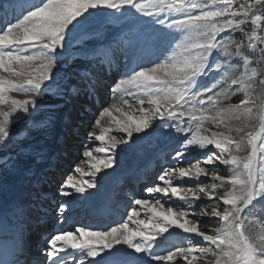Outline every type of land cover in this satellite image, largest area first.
I'll list each match as a JSON object with an SVG mask.
<instances>
[{
    "label": "snow or ice",
    "instance_id": "1",
    "mask_svg": "<svg viewBox=\"0 0 264 264\" xmlns=\"http://www.w3.org/2000/svg\"><path fill=\"white\" fill-rule=\"evenodd\" d=\"M101 30H113L116 38L93 48L80 46ZM237 32L239 39L232 36ZM69 59L115 69L122 78L112 92L133 96L135 105L123 99L127 109L103 108L101 116H112L113 110L120 114L112 122L121 135L106 127L99 134L89 132L88 140L100 146L83 152L87 172L76 166L78 176L58 182L59 222H67L75 203L93 197L90 190L99 187L106 170L115 169L118 149L173 130L183 143L174 153V166L145 189L159 198L134 199L123 223L115 226L77 225L52 235L47 264H264V225L253 231L249 220L256 204L264 203V0H11L8 7L0 5V72L7 73L0 75V146L7 145L10 125L21 114L31 127H45V121L33 118L54 106L38 99L50 90L63 98L50 84L64 79L60 66ZM76 76L78 90L93 95L99 78L92 68ZM205 78L213 81L210 86ZM238 93V104L224 103ZM207 124L218 130L205 134ZM95 125L100 126L99 119ZM197 149L203 160L181 166ZM217 161L227 166L228 175L218 174ZM3 170L27 171L17 162L5 163ZM202 176H211L212 183L204 185ZM185 178L195 186L177 183ZM202 197L211 208L197 214ZM37 199H43L39 192ZM13 214L20 215L15 209ZM203 217L216 219L211 234L199 227ZM177 230L190 234L184 237L187 246L157 253ZM2 231L10 238L0 241V264H29L22 228L4 224Z\"/></svg>",
    "mask_w": 264,
    "mask_h": 264
},
{
    "label": "rangeland",
    "instance_id": "2",
    "mask_svg": "<svg viewBox=\"0 0 264 264\" xmlns=\"http://www.w3.org/2000/svg\"><path fill=\"white\" fill-rule=\"evenodd\" d=\"M7 3H8V0H0V5L7 4ZM232 36L235 39L240 38V34L238 32L233 33ZM115 38L116 37H115L113 30H101L100 34L98 35L96 39L83 41L80 46L86 47V48H93V47H97L99 44H106ZM77 50L79 49L78 48L71 49L70 51H77ZM94 63L96 62L92 60L73 61L69 59L67 60V62L62 64L60 66V76L64 77V79L53 80L50 84V89H54V90L61 92L63 94V98H60L53 91L50 90L46 95L39 98L38 102L46 104V105H52L54 107H52L51 110H47V109L41 110L33 118L36 121H45V127L43 129H46V130L48 126H50L51 122L53 123V121L54 122L56 121L59 124V128L61 126L63 129H65L64 127L67 126L66 131L70 130V133L72 132V134H68L70 136L74 135L73 133L78 132V130L81 132L80 137L75 136L76 138H78V140L73 144V147L70 150V153L72 152L73 154H77L76 158L74 159L72 164L66 168V170H69V171H66V173L63 175L64 178H66L67 175L69 174L78 176V174H76L73 171V169L76 166H82L84 167L85 172L88 171L87 160L85 157H83V152L88 149L94 150L96 147L100 146L99 142L94 141V140L90 142L88 140L89 132H94L96 134H99L100 127H106V128L112 129V134L117 135L118 137L121 135L120 133L115 131V125L112 122L113 118L119 117L120 114L113 110L112 116H108V115L101 116L100 113L103 111V108L105 107L111 108L113 105H121L122 107L127 109V106L122 104L123 99H127L130 104L135 105V100L133 96L126 95V94L122 95L121 93L112 92V88L115 87V84L118 83L120 78H122L121 75L115 69H113L111 72L106 71V73L109 74V76L111 75L110 78L106 77L104 70L92 67ZM89 68H92V71L98 75L99 83L97 85V90H100V92L104 94L102 97L100 96L101 97L100 108H95L93 112L91 113L87 112V107L84 104L87 102H86L85 95L83 94V92L80 91L77 93V91H79L78 90L79 85L77 84V76H76V73L83 72ZM121 68H122V65H121ZM0 73L2 75H7V73H3V72H0ZM203 82L206 85L210 86V84L213 81L205 78ZM66 85H74L76 87L74 88L72 86H66ZM11 95L16 96L17 98H20V99L24 98L23 94L21 93L13 92L11 93ZM238 96H239V93L236 96H232L230 100L224 101V103L238 104L239 102H235V99ZM66 107H67V111H66ZM65 113L72 115V117H70L69 115L68 117H66L67 115L65 116ZM21 118L22 120H25L24 116H21ZM63 119H64V122H62ZM98 119L100 120L99 127L95 125V122ZM65 120H67L68 122L65 123ZM63 123L65 124L70 123V124H68L69 125L68 126L65 124L63 125ZM171 123L177 124L180 122L171 121ZM13 124L15 125V123ZM182 126L187 127L186 119ZM206 127L208 128L209 131L205 134H210L211 131L218 130L212 124H207ZM31 128L32 127L28 124V122L25 121L23 125H21L19 128H16L14 131L10 132V138L7 142V145L0 146V167L5 165V163H8L9 162L8 160L11 161L10 158L14 156V154L12 156V153H14L15 148L17 147L16 143L23 141L26 136L25 134H28V132L31 131L30 130ZM42 138L43 136L38 137V139H42ZM56 138H55L56 142L59 140L61 144V141H62L64 142V144H62L64 146L68 144L67 141H63L59 137H56ZM182 143L183 141L180 138V134L175 133V131L173 130L172 132H169L167 134L153 133L147 137H143L142 139L138 140V142L135 145H133L131 149H127L124 151H121L120 149H118L117 150V165L115 166V169L106 170L107 175L101 176L99 187L95 190H90V191H93L96 193L98 190L99 191L101 190L100 188L103 187V182H106L108 179L112 178L115 180L118 177H125L129 175L130 172L134 168L140 167L142 164L145 165L148 163H153L151 161H154L156 163V170L159 171V173H157V175L154 177V181L151 183V185H149V186H154L155 183L158 182L157 178L163 172V170L165 168L174 166V160H173L174 153L180 150V145ZM61 149H63V147ZM75 150H79V152L77 153V151L75 152ZM203 158L204 157H203L201 150L197 149L195 151H189L185 155L181 166L188 167L190 166L191 163H194L197 160H203ZM202 166H205L207 170L209 171V173L213 171V167L211 165H202ZM216 170L219 175H222V176L228 175L227 166L220 164L218 161L216 162ZM1 171L2 169H0V172ZM29 174L30 173H27V175ZM200 182H202L204 185H210L212 183L211 176L200 177ZM177 183H183L185 187H188V186H195L196 181L188 180L187 178H185L183 181H177ZM149 186H147V184H143V186L140 188V190H142L143 195L141 194L139 196L130 195L128 197L127 199L128 201L125 204L127 212L133 207L132 201L136 198L155 199V198L160 197V194H156L154 197H150L145 191V189ZM49 188L47 187V185L38 187L40 192L41 190H43V192H46L44 193L45 195L51 194V196L57 200L56 201L57 203L55 204L56 206H54V209L52 210L53 211L52 215L58 219L57 208H58V204L61 198L57 199L58 198L57 185H55V187L53 186L50 189ZM220 191H223V189H221ZM202 200H204V204H200L199 201L197 202V207H196L197 214H199L201 208L206 207L208 210H210L211 208V202L208 201L206 197H202ZM84 201L86 200L78 201L72 207H75L79 205L80 203H83ZM43 203H44L43 206L45 208H47L50 205V202H47V201ZM177 203L180 204V207L185 208V210H188L187 206L184 205L183 202L177 201ZM221 206H222V202H221ZM138 218L139 219L144 218L142 212ZM202 219L204 222L200 223L199 227L203 230H208L209 234H211L210 230L217 226L216 219L213 218L210 222H209L208 217H203ZM249 220L253 221V224L250 225V228L253 231L259 230L258 225H264V203L256 204V207L252 209V212L249 215ZM79 226H82V225L80 224ZM75 228L76 226H74L69 231H74ZM188 235L190 234H183V233H180L179 230H177L176 233L168 237L167 240L163 241L160 247L157 248V253L163 254L164 251L172 250V248L176 246L186 247L187 241L184 239V237ZM198 240H199L200 246H205L206 242H203L202 238H198ZM45 264H47L46 261H45ZM161 264H163V262H161ZM201 264H204L203 260L201 261Z\"/></svg>",
    "mask_w": 264,
    "mask_h": 264
},
{
    "label": "bare ground",
    "instance_id": "3",
    "mask_svg": "<svg viewBox=\"0 0 264 264\" xmlns=\"http://www.w3.org/2000/svg\"><path fill=\"white\" fill-rule=\"evenodd\" d=\"M4 7H8V6H4ZM0 75H2V74L0 73ZM78 92H80V91H77V93ZM103 95L104 94H102L101 97ZM21 116H23V114H21ZM25 121H28L27 117H25V120H22V118L20 117L19 120L14 122L15 125L13 123L10 125V132L14 131L16 128H19L21 125H23V123ZM34 121H36V120L34 119ZM30 130L31 131L28 132V134H25L26 136H25V139L23 141L16 143L17 147L15 148L14 153H12V156H13V154H14V156L11 157L10 158L11 161L8 160L9 162L7 163L9 166H11V164L13 162H17L21 167L26 168L27 171L23 172L20 175H17L15 173L5 172L3 170L4 165L0 167V169H2V171L0 172V213H5V214H2V216L6 217V219L12 218V216L9 215V212L11 210L14 211V209L16 211H20L21 215L26 214L28 205L31 204L33 197L37 196L38 190H36V189H38V188H35L36 187L35 185H36V183H38V180H40L41 174L44 173V172H42V170L45 166L53 165V168L56 167V169H57L54 172L52 171L53 173L44 179V180H49L50 178H52V176H53V178L57 177L58 172L65 169L62 166L63 162L65 164L67 162L66 160L64 161L62 159L63 156H55L53 158L52 155L61 149L60 145H58V143H56L55 138L58 137L59 134H62V136H64V135L68 136V134H72V132L70 133V130L66 131L67 128L63 129L61 126L59 128V124L56 121L55 122L53 121V123L51 122L50 126H48L47 130L46 129H37L34 127H32ZM64 131H66V132H64ZM73 134H75V133H73ZM40 136H43V138L38 139V137H40ZM151 162H153V163H148L149 166L147 165V167L151 168V166H152V168L148 169V170H150V171L152 170V172H155L156 163L154 161H151ZM134 169H136L135 171H137L139 169V167H136ZM135 171H134V173H135ZM27 173H30V174L27 175ZM134 173H132L129 177H132V175L133 176L136 175V173L135 174ZM114 181H115L114 179L110 178L106 182H103V187L101 188V190L100 191L98 190L99 192L97 191L96 193L94 192L93 197H91L87 201L89 203H91V201L94 199L98 200L101 196L102 191L104 189H109L111 187V185L116 182V181L115 182ZM140 194L143 195L142 191L136 192L137 196H139ZM41 195L43 197H47V198L49 197V196L45 195L44 193H41ZM57 199H59V197ZM56 201L57 200L55 199L51 203V211L48 213V216L46 217L49 220H52V219L56 220V217H54L52 215V210H53L54 206H56L55 204L57 203ZM124 202H126V201H124ZM39 203H40L39 200H37L38 206L40 205ZM79 205L72 207L69 212H71L72 209L74 208L73 209L74 213L78 214L79 211H76V208ZM39 209H42V207L39 206ZM43 211H44V209L42 210L41 214H42V216L45 217V214H43ZM69 212H68V214H69ZM97 213L100 215L103 214V213H101V210H99ZM127 213L128 212L125 213L126 215L123 217V219L121 221L124 220V218L127 216ZM112 216H114L113 218H115L117 215H112ZM109 218L110 219L108 220V223L106 224V226H108L112 223V220H111L112 217H109ZM103 221L105 222V220H103ZM74 225H77L76 222L70 221V224H67V222H66V224L63 225L64 228H61L59 230L60 231H69L70 229L73 228ZM87 225H88V223L85 224L84 226H87Z\"/></svg>",
    "mask_w": 264,
    "mask_h": 264
},
{
    "label": "trees",
    "instance_id": "4",
    "mask_svg": "<svg viewBox=\"0 0 264 264\" xmlns=\"http://www.w3.org/2000/svg\"><path fill=\"white\" fill-rule=\"evenodd\" d=\"M227 34V33H225ZM242 98L241 94H239V96L235 99V102H239V100Z\"/></svg>",
    "mask_w": 264,
    "mask_h": 264
}]
</instances>
